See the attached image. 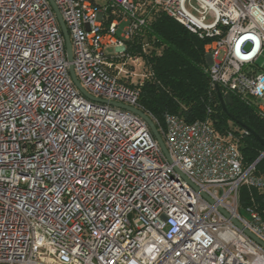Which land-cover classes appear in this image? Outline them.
Listing matches in <instances>:
<instances>
[{"label": "built area", "instance_id": "1", "mask_svg": "<svg viewBox=\"0 0 264 264\" xmlns=\"http://www.w3.org/2000/svg\"><path fill=\"white\" fill-rule=\"evenodd\" d=\"M52 1L71 62L48 0H0V264H264L221 212L264 242L259 217L238 212L240 186L258 184L239 139L207 119L158 121L129 84L141 63L125 41L148 27L145 3ZM150 3L207 40L208 100L217 88L264 120V0ZM108 102L145 113L170 161L143 119Z\"/></svg>", "mask_w": 264, "mask_h": 264}, {"label": "trees", "instance_id": "2", "mask_svg": "<svg viewBox=\"0 0 264 264\" xmlns=\"http://www.w3.org/2000/svg\"><path fill=\"white\" fill-rule=\"evenodd\" d=\"M135 1L145 3L142 13L148 15L149 25L125 41L124 52L140 59L142 79L129 83L139 90L140 107L158 121L166 114L178 116L186 123L207 119L219 134L232 131L239 139L242 165L246 168L254 163L264 148L238 123L248 126L264 142V120L254 106L234 96L225 108L216 95L208 100V77L204 71L207 40L197 38L159 8H151V0ZM127 68L134 70L132 66ZM252 175L258 184L254 181L240 186V209L247 214L254 212L264 224V156L255 163Z\"/></svg>", "mask_w": 264, "mask_h": 264}, {"label": "water", "instance_id": "3", "mask_svg": "<svg viewBox=\"0 0 264 264\" xmlns=\"http://www.w3.org/2000/svg\"><path fill=\"white\" fill-rule=\"evenodd\" d=\"M52 10L54 11L56 18L58 20V24L60 27V30L62 32L63 38H64V46H65V54H66V59L68 62H71L72 60V53H71V44H70V38L67 32V29L65 27V24L59 14V11L57 9V7L55 6L54 2L52 0H48ZM108 11V9H107ZM69 74L70 77L74 83V85L80 90V92L88 99L93 100V101H100L94 97H92L91 95H89L86 91H84L81 87V85L79 84L74 71H73V67L70 64L69 65ZM216 96L219 99L222 107L225 108L226 105H230L231 104V97L229 96V94H222L217 88H216ZM105 102V101H103ZM110 105L112 106H116L119 107L121 109L127 110L129 112H132L136 115H138L141 119H143L146 124L148 125L152 135L154 136L155 140L157 141L162 153L164 154V156L167 158L168 161H170V157L168 155L167 149L163 143V140L161 138V136L159 135L156 126L154 125V123L152 122V120L143 112L139 111L138 109L134 108V107H130L124 104H120V103H114V102H108ZM240 127L244 128L256 141H258L262 147L264 148V142L263 140L253 131L251 130L248 126L238 123ZM264 154L262 153L258 158L257 161L260 160L262 158ZM256 161V162H257ZM203 197H205L207 200H209L206 195L202 194ZM226 217L230 218L231 222L236 225L239 229H241L247 236H249L253 241H255L258 245H260L261 247L264 248V242L261 241L259 238H257L254 234H252L250 231H248L247 229H245L243 227V225L241 223H239L236 219L231 218L226 212L221 211Z\"/></svg>", "mask_w": 264, "mask_h": 264}, {"label": "rangeland", "instance_id": "4", "mask_svg": "<svg viewBox=\"0 0 264 264\" xmlns=\"http://www.w3.org/2000/svg\"><path fill=\"white\" fill-rule=\"evenodd\" d=\"M115 51V49L113 48V47H110V48H106L105 49V52H108V53H111V52H114ZM205 51V50H204ZM205 53V52H204ZM206 53H205V60H206ZM206 64H207V61H206ZM257 64H258V67H259V71H264V53H263V55L261 56V58L258 60V62H257ZM204 71H205V69H204ZM135 73H134V75H132V77H131V80H133V81H141V79H142V73H141V71H140V67H135V71H134ZM205 73H206V71H205ZM262 154V153H261ZM260 154V155H261ZM264 156V155H263ZM262 156V157H263ZM257 161V160H256ZM256 161H255V163H256ZM251 176H253V175H251ZM239 214H240V216L242 217V218H244V219H249V215L244 211V210H242V209H239Z\"/></svg>", "mask_w": 264, "mask_h": 264}]
</instances>
